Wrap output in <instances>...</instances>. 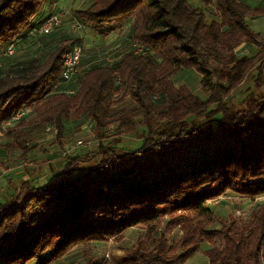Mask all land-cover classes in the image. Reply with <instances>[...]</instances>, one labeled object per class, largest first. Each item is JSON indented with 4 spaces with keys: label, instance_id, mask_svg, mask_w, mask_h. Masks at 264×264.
Listing matches in <instances>:
<instances>
[{
    "label": "trees",
    "instance_id": "trees-1",
    "mask_svg": "<svg viewBox=\"0 0 264 264\" xmlns=\"http://www.w3.org/2000/svg\"><path fill=\"white\" fill-rule=\"evenodd\" d=\"M50 1L0 0V51L25 35ZM202 1L204 7L187 0H88L74 10L103 37L128 23L145 51L129 49L111 63L90 64L72 95L54 88L61 55L80 35L59 40L43 57L3 65L0 127L21 108L34 107L44 127L55 123L59 142L64 119L81 114L103 141L85 155H63L56 180L24 181L0 199V264H50L74 245L108 241L130 227L144 233L116 264H182L197 251L210 264H260L263 205L248 221L234 218L215 229L207 228L212 211L206 201L228 191L264 194V29L246 20L264 16V0ZM208 3L215 4L218 21H206ZM241 42L256 49L241 55L244 45L235 50ZM182 67L200 74L205 98L173 83ZM253 68L258 92L249 90L235 108L227 98ZM217 114L204 123L186 120ZM124 135L140 144L120 147ZM17 144L22 154L30 149L23 138ZM176 227L183 235L168 243ZM204 240L212 244L202 248Z\"/></svg>",
    "mask_w": 264,
    "mask_h": 264
},
{
    "label": "rangeland",
    "instance_id": "rangeland-1",
    "mask_svg": "<svg viewBox=\"0 0 264 264\" xmlns=\"http://www.w3.org/2000/svg\"><path fill=\"white\" fill-rule=\"evenodd\" d=\"M255 2L256 1H254L253 3ZM257 2H259V0H257ZM247 19L250 25H255L256 28L258 29H262L264 26V17H260L258 22L253 21L252 17H248ZM62 30H65L64 33L70 36H73L74 33H76L77 35L82 34L81 37L85 39L84 56H83V59L81 60V66L83 70L89 67V65L92 64V62H97V58L99 56H102L105 54H109L114 57L120 56L122 53H125V51L129 50L131 46L130 41L132 38L130 37L129 27H125V28H123L122 26L115 27L107 35L108 37L101 36L96 31H94L93 28L89 27L88 24H87V27L84 29L83 33L79 32L78 30L73 31L70 28L60 29V31ZM75 36L76 35L74 34L73 37L75 38ZM15 38H17V36ZM40 38H42V36L35 37L34 42L36 43L37 41L40 40ZM45 39H44V46H42V48L39 47L34 52H32L34 56L43 57L48 52L52 41L49 40L47 42L48 39L46 40ZM107 40H109L108 43H107ZM48 43L50 44V46ZM86 44L89 46H85ZM243 45L244 47L240 49L241 51H239V54L241 55L251 54L256 49V45H246L245 46L244 42H241L239 45L235 47V50H238ZM25 53L26 52L23 51L22 57L20 58H23L25 60L27 57H29V55ZM13 56L5 58L3 61V65H5L6 63H10L9 62L11 61L10 58H12ZM256 73H257L256 69L253 68L249 72L245 80L240 85H238L227 98V101L231 103L235 108L242 107L241 100L249 90L258 92L253 84V80H254ZM171 79L176 86H182L185 91L192 92L201 98H205L207 95L201 89L200 74L192 68H184V67L179 68L171 76ZM262 88L264 91V83L261 89ZM129 99H130L129 95H126V100H129ZM218 117H219V114H217L216 116L212 118H207L205 116L190 115L186 120L189 122L194 119V120H197L198 122L204 123L207 121H214ZM26 118H28L29 120H26ZM86 119H87L86 116H84V114H81L77 116H71L69 119L65 121L67 124V130H69V132L65 133L64 131V134H63L64 136L62 138L64 142L60 145L61 148H64L65 146H70L73 143H75L78 139L86 136L81 127V124L85 123ZM20 122H18L14 126H11L10 128L9 126L4 125V124H3L4 125L3 129H1L2 127H0V133H1L0 142L2 143V148H1L2 150H0L1 174L5 172L7 173L13 170V168H10L9 170H7V169H3V167L10 166V165L16 166V164L20 162V160H22V154L21 156L19 155L21 151V147L17 144L19 139L24 138V137L25 139L30 138L32 141H34L32 142L33 144L36 142L37 138L39 139L41 137H44V134H43L44 126L41 123V120L38 117L37 112L33 111V109L31 112L28 111V113L25 116H23V120L22 121L20 120ZM26 123L30 124L31 130H29V133H27L23 129V126ZM6 129H10L9 134L5 132ZM109 138H111V136ZM136 139L137 138L128 139V140L136 141ZM5 143H10L11 146L9 148L5 147V145H7ZM29 144L30 143H28V145ZM48 147L49 149H46V151L41 150L40 148H36V151H40L43 154L45 152L49 153V150L52 149L53 147L56 148V145L54 144L51 146V142H49ZM73 151L74 149L70 153H72ZM60 155H61V152H60ZM18 159L20 160L18 161ZM41 181L44 182L43 179L38 180L37 182H41ZM206 203H208L212 211V214H211L212 220L207 225V228L222 229L225 223H229L234 218L238 221V223L248 221L249 214L251 213L253 209H256L258 204L263 205V208H264V194L261 196L248 197V196L237 195V194H234L228 191L215 199H208ZM165 220H167V216L163 218L161 223H164ZM143 233H144V230L141 227H130L127 230H125L121 234L120 237L112 238L108 241L107 240L106 241H94L89 244L74 245L65 254L53 260L50 264H98V263L116 264L115 257L117 255L122 254L124 250L129 249L142 236ZM168 233H169V235L167 234L169 237L168 243L174 244L179 240L181 235H183V229L176 227L172 230L171 228L168 231ZM219 241H220L219 237L215 238L216 244L219 243ZM211 244L212 243H209L206 240H204L202 242V248H206L210 246ZM176 249H178L177 251L180 252L182 247L177 246ZM206 259H207L206 256L202 254V252H199V254H196L193 258H190L188 264H208L206 262ZM203 260H205V263H202ZM30 264H32V262ZM260 264H264V249H263L262 256L260 258Z\"/></svg>",
    "mask_w": 264,
    "mask_h": 264
},
{
    "label": "crops",
    "instance_id": "crops-1",
    "mask_svg": "<svg viewBox=\"0 0 264 264\" xmlns=\"http://www.w3.org/2000/svg\"><path fill=\"white\" fill-rule=\"evenodd\" d=\"M187 1L194 7H201L203 5V2L201 0H187ZM254 1H256V2L253 3ZM247 2L250 3L251 5H255L256 3H258L257 0H253V1L247 0ZM87 3H88V0H51L50 2H46L44 4L43 10H42V15L55 12L64 6L69 7L71 10L74 11V10H77L81 7L86 6ZM202 7H204V6H202ZM215 9H216L215 4L208 3V6L204 10L205 14H206V21L207 22L218 21V19H217L218 17L216 16V10ZM248 17H252L253 21L258 22L259 18L264 17V16L253 17V16L248 15L246 17L247 22H248V19H247ZM250 26L253 29H255L256 31H263V29H264V26L262 29L256 28L255 25H250ZM122 27L123 28L129 27V24L128 23L123 24ZM64 31L65 30H62V31L59 30V31H57V32H55L49 36H44V37L40 38V40L37 41L36 43L34 42L35 38L24 39V41L22 42L20 47L17 49L16 54L12 58H10L11 61H9V62L12 63L14 61L24 60L23 58H20V57H22L23 51H25L26 52L25 54H28L29 57L34 56V54H32V52H34L39 47L42 48V46H44V39L46 37H47L46 39H48L47 42L49 40L52 41L51 46L48 43L50 46L48 52L55 45H57L59 40H61V39H67L68 42H71L73 40L74 34L76 35V33H74L73 36H70V35L65 34ZM76 36H78V35H76ZM83 40L85 41L84 38H83ZM108 42H109V40H107V43ZM85 46H89V45L86 44ZM47 53L45 55H47ZM29 57H27V58H29ZM32 109H33V111H36L34 107H32ZM32 109L30 108L29 112H31ZM20 120L22 121L23 117L20 118L19 120L15 121L9 127L14 126L18 122H20ZM26 120H29V119L26 118ZM66 120L67 119H64V131H65V133H68L69 130H67V124L65 122ZM20 123H22V122H20ZM31 123H33V122H31ZM82 124H81V127L83 130L84 123H82ZM3 128H4V125H2V129ZM23 129L27 133H29V130H31L30 124H27V123L24 124ZM64 131H63V134H64ZM43 134H44V129H43ZM23 139L27 145H28V143H30L28 145L30 147L28 152L26 154H22V149H21L19 155L21 156V154H22V160L18 159V161L20 160V162H18L16 164V166H13V165L6 166L5 165L6 167H3V169H7V170H9L10 168H13L12 171H9L7 173L5 172L3 174H1V171H0V199H2V200L7 198L8 196H11L16 191V189H18L22 185V183L24 181H27L33 185H42L47 181L56 180L59 176V171H60V169L64 163L63 157H62V155H60V150L62 149L60 147V145L64 142L63 139L61 142H59L55 135H45V134H44V137H41L39 139L37 138L36 142L33 144H32V142H34V141H32L30 138L25 139V137H24ZM128 139H133V138H131L130 136H127V135L122 136L121 141L118 145L120 147H125V148L130 149V148H134V147L138 146L140 144V141H141V139H136V141H131ZM49 142H51V146L55 144L56 148L53 147L52 149L49 150V153L45 152L44 154L40 151H36V148H40L41 150H44V151H46V149H49V147H48ZM105 142H107V139L105 140ZM90 151H92V148L78 147V148L74 149V151L72 153H70L69 155H71V156L81 155L82 156V155H85L86 153H89ZM4 159H6V158H4ZM0 170H1V167H0ZM42 179L44 180V182L43 181L37 182L38 180H42ZM199 252H202V254H204L203 251H197L182 264H188L190 258H193L196 254H199ZM206 258H207L206 262L208 264H210L207 256H206ZM202 263H205V260H203Z\"/></svg>",
    "mask_w": 264,
    "mask_h": 264
},
{
    "label": "built area",
    "instance_id": "built-area-1",
    "mask_svg": "<svg viewBox=\"0 0 264 264\" xmlns=\"http://www.w3.org/2000/svg\"><path fill=\"white\" fill-rule=\"evenodd\" d=\"M88 21L80 19L77 17L75 12L69 7H62L61 9L42 15L27 31L25 35H20L13 41L8 43L0 51V76L2 75L3 59L5 57L13 56L16 50L20 47L24 39L35 38L39 36H46L53 33L56 30L70 28L73 31L78 30L83 33L84 29L87 27ZM82 36V34L80 35ZM130 51L135 54L144 53L143 44L136 40L131 39L130 41ZM84 56V40L83 37L79 39V42L67 47L61 55V79L55 86V91L64 92L66 94L72 95L76 92L80 84V75L83 71L81 66V60ZM118 56H111L105 54L97 58V62L92 63H111L116 60ZM118 82V80H116ZM29 107H23L11 116L9 120L4 122V125L10 126L15 121L19 120L21 117L25 116ZM112 125H109L108 129H112ZM83 131L86 136L78 139L75 143L70 146H65L60 150L61 155H66L70 153L73 149L77 147H89L96 148L99 146L100 142L103 141L102 137H97L94 129V122L86 121L83 126ZM58 128L55 123H51L44 127L45 135H56ZM107 132V129H106ZM100 264V263H98Z\"/></svg>",
    "mask_w": 264,
    "mask_h": 264
}]
</instances>
